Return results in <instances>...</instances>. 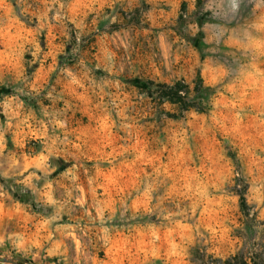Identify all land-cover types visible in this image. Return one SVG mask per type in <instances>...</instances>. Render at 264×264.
Listing matches in <instances>:
<instances>
[{
	"label": "rangeland",
	"instance_id": "374dc122",
	"mask_svg": "<svg viewBox=\"0 0 264 264\" xmlns=\"http://www.w3.org/2000/svg\"><path fill=\"white\" fill-rule=\"evenodd\" d=\"M200 78L204 111L158 95ZM263 241L264 0H0V264Z\"/></svg>",
	"mask_w": 264,
	"mask_h": 264
},
{
	"label": "trees",
	"instance_id": "16d2710c",
	"mask_svg": "<svg viewBox=\"0 0 264 264\" xmlns=\"http://www.w3.org/2000/svg\"><path fill=\"white\" fill-rule=\"evenodd\" d=\"M158 87L159 97L176 104L181 111L190 109L204 111L206 107V98L203 96L205 87L201 78L195 89H191L190 84L184 80L159 84ZM239 190L242 210L247 211L249 207L247 198L244 191ZM259 247L258 250L240 251L231 255L225 264H264V241Z\"/></svg>",
	"mask_w": 264,
	"mask_h": 264
},
{
	"label": "water",
	"instance_id": "95a60500",
	"mask_svg": "<svg viewBox=\"0 0 264 264\" xmlns=\"http://www.w3.org/2000/svg\"><path fill=\"white\" fill-rule=\"evenodd\" d=\"M12 261V259H10V258H7V257H1L0 256V262H11Z\"/></svg>",
	"mask_w": 264,
	"mask_h": 264
}]
</instances>
